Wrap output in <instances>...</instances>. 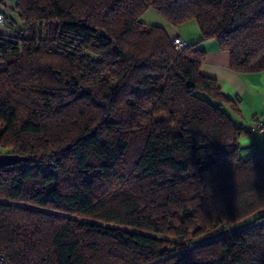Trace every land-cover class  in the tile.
<instances>
[{
	"label": "trees",
	"instance_id": "trees-1",
	"mask_svg": "<svg viewBox=\"0 0 264 264\" xmlns=\"http://www.w3.org/2000/svg\"><path fill=\"white\" fill-rule=\"evenodd\" d=\"M147 9L194 20L232 71L264 70V0H15L0 25V153L25 158L0 166L10 264H264V154L239 156V99Z\"/></svg>",
	"mask_w": 264,
	"mask_h": 264
},
{
	"label": "crops",
	"instance_id": "crops-1",
	"mask_svg": "<svg viewBox=\"0 0 264 264\" xmlns=\"http://www.w3.org/2000/svg\"><path fill=\"white\" fill-rule=\"evenodd\" d=\"M14 4L15 0H0V12L4 14L5 18L11 17L15 13ZM10 9L11 11L7 13ZM161 25L166 28L167 33L177 31L189 43H195L196 47L204 50V58L200 64L201 73L215 78L226 96L239 99L237 103L239 111L232 112L229 109L235 125L247 128L256 120L264 121V70L252 73L232 71L229 67V52L221 49L214 39L200 42L201 34L198 27L197 33L194 32L190 37H186L180 26H171L164 20ZM258 141V143L250 144L254 153L264 150V142L259 136Z\"/></svg>",
	"mask_w": 264,
	"mask_h": 264
},
{
	"label": "rangeland",
	"instance_id": "rangeland-1",
	"mask_svg": "<svg viewBox=\"0 0 264 264\" xmlns=\"http://www.w3.org/2000/svg\"><path fill=\"white\" fill-rule=\"evenodd\" d=\"M10 11L11 9L7 13H9ZM11 17L16 18V13H13ZM140 20L146 26L156 25L158 24V22H161V21H162L161 24H163V19L152 9L145 10L141 14ZM179 26L186 37H190L192 34H194V32L195 33L198 32L197 30L198 25L194 20L185 21L181 23ZM7 29H8V26H5V24H4V27H1V30L3 32L6 31ZM252 142H256V143L259 142L258 136L256 133L249 132V133L242 134L241 138L239 137V144H240L239 156L240 158L246 159L252 154H254V152L252 151V145H250ZM260 153L264 154V150H262ZM233 229H234L233 227H230L228 225H222L219 228H217L215 231L217 232L218 230H221L224 234H228V233H231Z\"/></svg>",
	"mask_w": 264,
	"mask_h": 264
},
{
	"label": "built area",
	"instance_id": "built-area-1",
	"mask_svg": "<svg viewBox=\"0 0 264 264\" xmlns=\"http://www.w3.org/2000/svg\"><path fill=\"white\" fill-rule=\"evenodd\" d=\"M3 23L4 17L0 12V25H3ZM168 35L169 40L175 50L180 51L190 46V43L184 37H182L179 32L171 31L170 33H168ZM246 129L249 132L256 133L261 138L262 142H264V121L256 120L255 122L249 124ZM0 264L10 263L4 258V256L0 254Z\"/></svg>",
	"mask_w": 264,
	"mask_h": 264
},
{
	"label": "water",
	"instance_id": "water-1",
	"mask_svg": "<svg viewBox=\"0 0 264 264\" xmlns=\"http://www.w3.org/2000/svg\"><path fill=\"white\" fill-rule=\"evenodd\" d=\"M25 158L12 153H0V166L11 163H16L24 160Z\"/></svg>",
	"mask_w": 264,
	"mask_h": 264
}]
</instances>
